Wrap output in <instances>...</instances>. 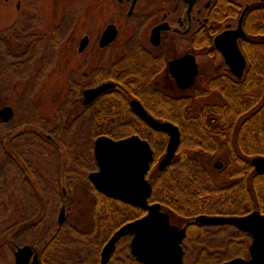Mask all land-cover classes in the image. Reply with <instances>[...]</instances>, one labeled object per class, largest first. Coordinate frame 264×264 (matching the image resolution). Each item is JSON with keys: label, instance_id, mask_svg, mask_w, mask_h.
Here are the masks:
<instances>
[{"label": "flooded vegetation", "instance_id": "flooded-vegetation-1", "mask_svg": "<svg viewBox=\"0 0 264 264\" xmlns=\"http://www.w3.org/2000/svg\"><path fill=\"white\" fill-rule=\"evenodd\" d=\"M51 12L57 15L60 22L57 26L69 20L72 25L68 24L71 31L65 44L66 53L71 63L69 65L73 66L71 75L74 77L77 74L79 78L74 77L72 80L69 123L71 128L77 129H80V125L83 129L87 124L89 135L83 133L80 139L92 138L94 142L101 136L121 138L115 134L125 125H135L140 121L147 123L135 109L134 101H139L149 114L160 119L159 113L168 112L174 101L186 103L194 93L214 88L232 90L235 86L250 89L251 51L264 43V0H0V27H26V18L33 20L35 27L44 26ZM18 13L25 18L22 22L10 20L13 14ZM76 28L82 30L81 34L77 33ZM223 34L225 37L218 43L217 39ZM235 38L247 59L241 77L232 71L221 48L230 41L232 43ZM11 45L10 34L4 32L0 35V60L4 59L5 54H10ZM41 45L34 42L30 45V52L27 49L19 53L23 57L19 58L20 61L27 65L37 62ZM185 58H189L188 62H185ZM75 60L79 61L73 63ZM205 64L208 73L204 72ZM211 70L214 74L210 73ZM178 73H192L194 83L187 87L180 86L175 76ZM204 81L205 89L202 84ZM105 84L108 86L94 98H87L88 91ZM172 91L182 94L173 95ZM203 104L215 107L228 104V107H233L232 102L222 100ZM9 111V116L2 122H9L14 116L13 110ZM202 134L204 136V132ZM166 135L168 143L169 136ZM90 147L85 145L88 156ZM222 162L220 169L225 166V162ZM83 164L89 169L86 161ZM93 170H97V166ZM93 170H89L84 177L97 189L89 177ZM82 187L84 190L87 188L85 184ZM110 197L125 203L131 210L130 214H134L127 222L148 213L144 207ZM149 199L150 203L158 202ZM133 208L140 209V212L133 213ZM63 209L61 224L66 221L65 206L60 215ZM162 209L169 213L171 223L180 228L187 227V235L181 243L185 251L190 226L198 223L195 221L197 215H223L220 212L199 213L189 219L163 206ZM132 237L129 234L118 240L110 263L122 240L126 238L127 247L130 248ZM19 248L21 246H17L15 251V264ZM34 252H38L41 262H45L38 248L34 247Z\"/></svg>", "mask_w": 264, "mask_h": 264}, {"label": "rangeland", "instance_id": "rangeland-1", "mask_svg": "<svg viewBox=\"0 0 264 264\" xmlns=\"http://www.w3.org/2000/svg\"><path fill=\"white\" fill-rule=\"evenodd\" d=\"M49 14L44 26L35 27L34 21L26 18V27H0V35L10 34L12 44L10 54L0 60L1 105L14 112L9 122L0 123V264H15L17 246L25 245L46 252L56 264H98L100 260L101 249L96 251L99 242L78 233L84 230L91 235L94 227L100 225L91 222L87 191L82 187L85 184L89 191L92 187L84 177L88 171L83 163L86 161L89 167L96 168L85 151V145H91L93 140L80 139L83 133L89 135L87 124L77 129L69 123L73 97L70 89L73 78H79L77 74L71 75L73 66L69 65L66 53L71 20L57 26L60 22L56 13ZM24 19L18 13L10 20ZM76 29L81 34L82 30ZM34 42L42 44L37 62L22 63L19 53L27 49L30 52ZM204 72L208 73L207 64ZM210 73L214 74L213 70ZM202 84L205 89L206 82ZM220 98L212 93L202 95L199 100L203 104ZM176 116L181 121L185 144L191 143L196 126L181 113ZM261 148L264 149V144L258 146ZM214 151L221 154L207 158L210 154L206 152L202 159L211 170L215 161H224L226 165L229 154L226 147L216 146ZM215 202V208H233L223 198ZM63 206L66 221L61 224L58 219ZM206 227L208 231L202 242H186L184 264H220L237 256L250 257L248 234L227 223ZM126 242L124 238L110 264H133ZM200 257L203 259L199 262Z\"/></svg>", "mask_w": 264, "mask_h": 264}, {"label": "trees", "instance_id": "trees-1", "mask_svg": "<svg viewBox=\"0 0 264 264\" xmlns=\"http://www.w3.org/2000/svg\"><path fill=\"white\" fill-rule=\"evenodd\" d=\"M251 59L250 89L235 86L232 90L222 91L214 88L204 93H194L186 103H182V100L174 101L168 112L159 113L160 119L174 121L183 133L179 150L166 169L158 168V162L166 152L165 133L155 131L147 123L140 121L135 125H125L115 134L118 137L139 134L150 141L154 150V160L148 174L153 186L152 201H158L163 208L189 219L199 213L245 214L254 209L264 212V173L255 171L251 161V157L260 154V151L264 153L263 148L258 149L259 145L264 144V102L259 106L264 100V43L251 51ZM212 93L219 94L222 101L232 102L233 107H228V104L223 107L200 104L202 95ZM176 113H181L196 126L197 132L194 133L191 143L185 144L181 121ZM201 132H204V136ZM93 142L89 157L91 162L95 163ZM216 146L221 149L226 147L229 154L224 168L212 167L211 170L209 163H203V154L209 152L210 156L207 158L220 155V152L214 151ZM93 169L94 167L90 166L85 170ZM86 191L91 222L100 226L97 229L94 227L91 235L85 234L84 230L78 233L85 238L93 237L94 242H99L96 251H100L112 233L134 214H130L131 210L129 211L125 203L106 196L94 187ZM219 198H223L227 204H232L233 208H215V201ZM132 212L137 214L140 209L133 208ZM207 231L206 225L192 224L188 241L202 242ZM45 254L46 252L41 254L45 262L56 264ZM131 259L133 264H142L133 256ZM202 259L200 257L199 262Z\"/></svg>", "mask_w": 264, "mask_h": 264}, {"label": "water", "instance_id": "water-1", "mask_svg": "<svg viewBox=\"0 0 264 264\" xmlns=\"http://www.w3.org/2000/svg\"><path fill=\"white\" fill-rule=\"evenodd\" d=\"M223 37L225 34L221 35L217 42L220 43ZM221 48L232 71L241 77L247 66V59L236 38ZM188 60L189 58H185V62ZM175 76L182 87L194 83L192 73H178ZM107 86L108 84H105L88 91L87 98H94ZM133 104L151 128L165 132L169 136L166 153L158 165L160 170H164L173 161L179 149L182 131L173 121H163L149 114L139 101H134ZM9 114V108L0 105V122ZM94 156L98 169L92 171L89 177L96 188L108 196L121 198L125 202L148 210L146 215L124 223L112 234L102 247L99 264H109L118 240L129 234L133 235L130 242L131 253L139 262L183 264L185 250L181 243L187 235V227L180 228L171 223L169 213L162 209L160 202H149L153 187L148 174L154 160V150L150 141L139 134L118 139L101 136L95 140ZM252 163L257 172H264V155L252 157ZM222 164L223 162L218 160L215 167L221 168ZM63 212L64 209L59 217L60 222L63 221ZM195 221L207 225L227 223L250 234L251 257L246 259L237 256L221 264H264V213L253 210L243 215L199 214ZM16 259L17 264H46L41 262L39 254L34 253L30 245L19 248Z\"/></svg>", "mask_w": 264, "mask_h": 264}]
</instances>
